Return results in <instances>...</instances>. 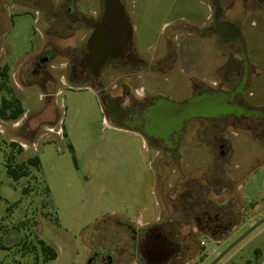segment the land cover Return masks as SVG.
Returning a JSON list of instances; mask_svg holds the SVG:
<instances>
[{"label": "rangeland", "instance_id": "1", "mask_svg": "<svg viewBox=\"0 0 264 264\" xmlns=\"http://www.w3.org/2000/svg\"><path fill=\"white\" fill-rule=\"evenodd\" d=\"M38 1L0 0V73L9 65L12 96L28 110L17 120L0 118L4 130L0 132V264H81L91 249L114 244L112 228L121 220L179 219L185 179L217 176L216 169L218 175H238L246 157L241 147L238 156L230 159L228 134L252 125L231 117L194 119L173 150L154 142L144 131L119 125L110 117L100 85L93 79L70 76L72 52L85 49L84 35L89 29L83 27L73 35L61 20L65 13L43 15ZM221 1L226 18L240 24L244 13L253 11L250 16L260 23L244 25L242 31L250 60L257 57L252 67L260 73L247 88L249 101L263 108L264 7L248 9L246 0ZM72 2L85 13L105 10L103 0H53L55 12L65 11ZM122 3L134 27L133 50L141 64L134 71L128 66L104 70L102 88L110 96L144 107L158 98L182 102L222 84L232 49L212 36L216 11L212 0ZM131 72L133 76H121ZM4 95L0 89V102ZM105 116L113 126L106 125ZM62 123L63 136L46 135L45 125L57 130ZM11 141L26 144V149L20 153ZM246 142L238 141L240 145ZM221 143L226 145L224 157L217 151ZM32 156L40 157V170L32 166L30 175L19 180L9 176V159L20 163ZM235 164L240 168L229 170ZM261 181L258 174L252 177L247 186L252 194L244 202H263ZM246 216L254 221L259 215L251 211ZM193 225L187 228L189 242H195L193 255L201 239L212 256L229 245V240L214 242ZM41 240L58 250L56 259L46 261ZM263 262L264 223L217 264Z\"/></svg>", "mask_w": 264, "mask_h": 264}, {"label": "flooded vegetation", "instance_id": "2", "mask_svg": "<svg viewBox=\"0 0 264 264\" xmlns=\"http://www.w3.org/2000/svg\"><path fill=\"white\" fill-rule=\"evenodd\" d=\"M104 1L103 5H105ZM212 1L216 7L211 26L212 36L215 35L224 43L230 44L232 51L229 55L227 72L222 84L216 83V87L202 92L233 93L232 104L243 106L247 111L241 113L234 111L230 114L215 116H197L186 121L180 130L174 129L164 137L155 135L149 137L154 142L163 144L173 150L178 147L188 125L187 123L191 120L228 117L234 120H247L249 125L252 126L239 128L238 132H234L232 135L228 134L227 145L228 156L231 160L238 156L239 148H243L242 152L246 157L244 169L234 176L218 175L220 171L216 169L217 176L204 177L197 181L185 179L179 219L160 217L155 223H143L142 219L139 221L138 218L135 221L121 220L112 228V237L115 238L114 244L105 249H91L81 264H209L210 259L215 260L218 251L212 256V253L206 249V240L201 239L200 243L197 242L199 245L196 247L194 256L195 242L193 240L189 242L187 228L191 227L192 229L194 224L193 226H196L199 232L209 235L214 242L223 243L229 240L228 244L230 245L254 223L264 217V107L252 106L247 92L252 78L255 75L260 76V73L252 67L253 64L247 56L245 37L242 31L244 25L246 27L249 24L258 26L260 23L250 16L253 11H246L243 22L239 24L233 19L226 18L227 12L224 11L221 0ZM229 2L233 1L229 0ZM245 4L248 9L253 8V5L259 9L264 7V1L260 0H246ZM36 6L43 12V15L58 13L57 15L60 16V14L65 13V18H61V20L64 21V24L73 35H76L83 27H87L90 31L84 35L85 49H77L74 53L72 52V74L70 76L77 80L90 81V79H93L94 82L98 83L101 87L99 90L102 94L101 98L106 104L110 117L119 125L141 131L148 124L150 125L153 107L160 98L152 100L144 107H140L131 99L112 97L108 91L102 88L104 84L103 73L107 67L111 70H123L125 67L127 69L128 66L134 71L135 66L141 64L140 58L134 53L132 40L127 42L116 55L109 56L99 68H97L96 60L89 57L88 41L95 30V24L102 22L104 8L102 12L96 10L94 13H85L79 10L76 2H72V4L66 6L65 11L60 9V11L55 12L56 7L53 5V0H39L36 2ZM262 29L264 31V27ZM133 75L134 72L124 73L121 76L130 77ZM201 93H194L193 95ZM223 138L225 139V137ZM240 140L250 141V143L246 142L240 145L238 143ZM225 146L222 143L217 144L220 157H224ZM222 161L219 160L218 162L221 163ZM228 167L229 170L234 171L235 168H237L236 170L240 168V164L229 165ZM257 174L258 177L261 176L262 178L260 199L263 202L260 203L256 200L244 202L249 193L252 194L247 186L252 177ZM174 210L176 211V209ZM251 211H255L256 215H259L254 221L252 217L247 218L246 216V213ZM191 216L194 217L193 220ZM195 237L197 239V236Z\"/></svg>", "mask_w": 264, "mask_h": 264}, {"label": "water", "instance_id": "3", "mask_svg": "<svg viewBox=\"0 0 264 264\" xmlns=\"http://www.w3.org/2000/svg\"><path fill=\"white\" fill-rule=\"evenodd\" d=\"M133 34L134 27L121 0H105L102 22L95 24V30L88 41L89 57L96 60L97 68L101 67L109 56L116 55L127 42L133 39ZM233 96V93L215 91L202 92L182 102L160 98L153 107L151 124H148L143 131L148 136L164 137L174 129L180 130L186 121L197 116L230 114L234 111L246 112L245 107L232 104ZM263 223L264 217L233 241L210 264H217Z\"/></svg>", "mask_w": 264, "mask_h": 264}, {"label": "trees", "instance_id": "4", "mask_svg": "<svg viewBox=\"0 0 264 264\" xmlns=\"http://www.w3.org/2000/svg\"><path fill=\"white\" fill-rule=\"evenodd\" d=\"M8 71L9 66L5 65L0 73V89L4 90L6 93V95L2 97L0 102V118L3 120L11 121L21 117L25 113V108L23 107L21 100L17 96H12L13 89L8 85ZM10 144L13 146H17L20 153L24 150L20 143L16 141H11ZM70 148L73 149V146L70 145ZM32 166L36 167L39 170L41 169V159L39 156H32L28 158L26 162L20 163L12 162L11 158L6 164L7 173L15 180H19L24 176H29ZM40 244L42 253L46 257V261L54 260L58 257V250L55 247L47 244L44 240H41Z\"/></svg>", "mask_w": 264, "mask_h": 264}, {"label": "built area", "instance_id": "5", "mask_svg": "<svg viewBox=\"0 0 264 264\" xmlns=\"http://www.w3.org/2000/svg\"><path fill=\"white\" fill-rule=\"evenodd\" d=\"M63 81L65 82V80H64V77H63ZM17 120V119H16ZM104 121H105V123H106V125H108L109 127L110 126H113L112 125V123L108 120V118L105 116L104 117ZM17 123V122H16ZM17 124H19V123H17ZM59 129H57V130H55V128L53 129V128H51V127H49V126H44V130H45V133H46V135H49L50 133H57V134H60V135H62L63 134V129H64V127H63V123L58 127ZM0 132L1 133H3L4 132V130L1 128V126H0ZM63 136V135H62ZM20 145L22 146V148L24 149H26V144H22V143H20ZM33 146H36V143H34V145ZM138 220L140 221L141 219L140 218H138Z\"/></svg>", "mask_w": 264, "mask_h": 264}, {"label": "crops", "instance_id": "6", "mask_svg": "<svg viewBox=\"0 0 264 264\" xmlns=\"http://www.w3.org/2000/svg\"><path fill=\"white\" fill-rule=\"evenodd\" d=\"M244 18V17H243ZM243 22V21H242ZM244 42H245V51H246V45H248V39H244ZM247 53V52H246ZM247 56H248V54H247ZM249 57V56H248ZM256 59H257V57H255V58H253V60H250V57H249V60H250V62L252 63V64H254V62L256 61ZM22 63H24V62H21V64ZM65 62H63V64H64ZM68 65V64H67ZM9 66V65H8ZM52 66H54V67H56L55 65H52ZM64 67H62V68H66V63H65V65H63ZM59 67H60V65H59ZM63 77H64V75H63ZM64 80H65V82H66V79H65V77H64ZM26 111V110H25ZM28 111V110H27ZM26 111V112H27ZM128 128V127H127ZM129 130H132L131 128H128ZM133 130H137V129H133ZM66 134H67V131H66ZM148 136V135H147ZM149 137V136H148Z\"/></svg>", "mask_w": 264, "mask_h": 264}]
</instances>
